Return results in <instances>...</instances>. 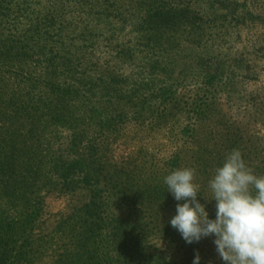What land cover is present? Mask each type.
<instances>
[{
  "label": "rangeland",
  "instance_id": "1",
  "mask_svg": "<svg viewBox=\"0 0 264 264\" xmlns=\"http://www.w3.org/2000/svg\"><path fill=\"white\" fill-rule=\"evenodd\" d=\"M155 6L189 16L165 25ZM14 138L27 165L44 158L27 192L39 216L0 193V233L33 244V264H225L213 236L171 226L182 201L164 177L195 167L214 218L228 152L264 174V0H0V143ZM92 199L109 223L96 232L95 215L78 248Z\"/></svg>",
  "mask_w": 264,
  "mask_h": 264
},
{
  "label": "clouds",
  "instance_id": "2",
  "mask_svg": "<svg viewBox=\"0 0 264 264\" xmlns=\"http://www.w3.org/2000/svg\"><path fill=\"white\" fill-rule=\"evenodd\" d=\"M193 166L177 167L164 177L177 203L170 219L187 243L214 237L216 252L225 264H264V174H257L240 149L233 148L208 181L215 200V217L197 197L202 193ZM203 194V193H202ZM197 254L192 264H200Z\"/></svg>",
  "mask_w": 264,
  "mask_h": 264
},
{
  "label": "trees",
  "instance_id": "3",
  "mask_svg": "<svg viewBox=\"0 0 264 264\" xmlns=\"http://www.w3.org/2000/svg\"><path fill=\"white\" fill-rule=\"evenodd\" d=\"M156 14L158 15L157 20L162 21V24L171 23L179 24L182 22L183 18H187V15H184L186 11H189L184 7H170V9L155 6ZM166 22V23H165ZM17 110H15L16 112ZM2 123L9 124L8 120L2 121ZM23 139H12L6 141L5 143H0V193L13 201L17 198L22 199L25 204V207L28 211V220L27 222L33 226L38 221V210L35 208L30 200V197L27 195V192L35 182V176L40 175V164H44V158L39 154L41 161L38 160L37 154L32 153L30 157V164L24 161L26 159V152L21 148ZM10 147L12 149H10ZM61 180L64 183L71 184L73 178L70 175H67V166H63L62 171L59 173ZM80 182L89 183V174L84 173L82 176L77 178ZM94 188V182L92 183ZM97 199V195L95 196ZM99 200V197H98ZM97 200V201H98ZM94 199L86 203L82 208L84 212L81 218L84 221H88L92 217L94 221L91 226H88L84 231L82 230L81 235L84 236L81 242L78 244V248H85L90 246L92 237L95 235V215H97V228L100 227L102 230L105 224L109 223V220L106 218L104 210L101 208L100 204H94ZM95 206V207H94ZM100 206V207H99ZM26 225H28L25 222ZM69 228L70 225L66 226ZM65 228V229H66ZM75 228L72 230H76ZM74 241V240H73ZM33 244L26 245V247L21 248L14 242V240H9L4 234L0 233V264H33L34 259L31 254L33 253ZM76 247V245H75ZM69 261V259H66ZM71 261V259H70Z\"/></svg>",
  "mask_w": 264,
  "mask_h": 264
}]
</instances>
